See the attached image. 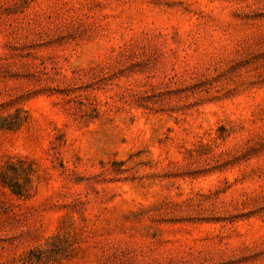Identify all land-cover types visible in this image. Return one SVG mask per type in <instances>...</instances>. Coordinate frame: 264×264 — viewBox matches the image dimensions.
<instances>
[{
    "label": "rangeland",
    "instance_id": "374dc122",
    "mask_svg": "<svg viewBox=\"0 0 264 264\" xmlns=\"http://www.w3.org/2000/svg\"><path fill=\"white\" fill-rule=\"evenodd\" d=\"M0 264H264V0H0Z\"/></svg>",
    "mask_w": 264,
    "mask_h": 264
},
{
    "label": "trees",
    "instance_id": "16d2710c",
    "mask_svg": "<svg viewBox=\"0 0 264 264\" xmlns=\"http://www.w3.org/2000/svg\"><path fill=\"white\" fill-rule=\"evenodd\" d=\"M223 129V131H225L224 129L225 128H222ZM14 192H16V193H20L18 190H13Z\"/></svg>",
    "mask_w": 264,
    "mask_h": 264
}]
</instances>
